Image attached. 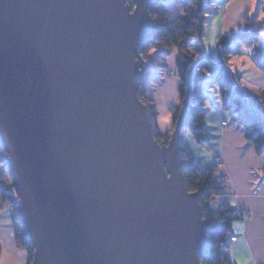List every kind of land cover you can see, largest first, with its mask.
I'll return each instance as SVG.
<instances>
[{"label":"water","instance_id":"1","mask_svg":"<svg viewBox=\"0 0 264 264\" xmlns=\"http://www.w3.org/2000/svg\"><path fill=\"white\" fill-rule=\"evenodd\" d=\"M150 3L0 0V142L31 264H203L209 251L181 152L191 95L164 145L139 96Z\"/></svg>","mask_w":264,"mask_h":264},{"label":"crops","instance_id":"2","mask_svg":"<svg viewBox=\"0 0 264 264\" xmlns=\"http://www.w3.org/2000/svg\"><path fill=\"white\" fill-rule=\"evenodd\" d=\"M204 1L211 3L212 12L205 24L199 57L204 55L219 58L218 44L222 37L242 31L248 20L264 19V0ZM259 46L260 54L256 56L251 46L240 41L234 42L228 64L231 71L239 77L242 89L249 96L263 99L264 36ZM176 57L177 51H174L168 58V67L161 75L160 84H155L152 78L158 69L155 58L150 55L148 70L142 80L145 95L155 108V127L166 134L173 129L174 112L171 105L178 108L181 104L179 76H166L167 71L176 70ZM219 62L223 61L219 59ZM206 64V60L198 63L192 90L196 101L203 102L207 109L206 140L210 147L206 149L200 146L191 134L185 136L186 144L199 167L218 165L215 178L218 182L225 178V200L242 215L241 219L233 223L231 231V237L237 238L230 251L233 263L264 264V155L258 154L255 146L246 139L242 126L231 123L233 113L223 107L222 98L216 97L215 103L208 104L205 98L209 91L202 84V77L205 75L200 73ZM225 122L228 125H224ZM1 184L0 181V186ZM210 205L214 209H220L222 198L213 199ZM244 214L249 216L243 217ZM14 218L12 204L2 201L0 197V264H29L27 250L16 244Z\"/></svg>","mask_w":264,"mask_h":264},{"label":"trees","instance_id":"3","mask_svg":"<svg viewBox=\"0 0 264 264\" xmlns=\"http://www.w3.org/2000/svg\"><path fill=\"white\" fill-rule=\"evenodd\" d=\"M132 6L133 0H127ZM150 12L154 23V35L145 37L141 50L153 53L158 72L152 78L155 84H160L161 75L168 67V58L177 51L176 66L180 84L178 87L180 107L174 111L173 125L175 126L184 101L188 93L191 95L189 109L190 117L182 131V159L184 175L189 190L198 191L203 208L204 218L208 222L209 251L201 256L203 264H234L231 256L230 237L233 223L242 218L237 208L225 200L224 185L216 180L218 165L201 168L195 162L187 147L185 136L191 134L203 148L210 147L206 140L207 109L203 102H198L193 95V84L189 89V71L202 51L205 24L212 5L204 0H151ZM264 36V19L259 21L248 20L242 31L219 40V58H210L205 70L213 72L214 80L222 95V105L232 111L231 123L240 125L245 131L246 139L251 142L258 154L264 155V98L249 96L240 86V79L229 68V59L232 45L240 41L251 46L256 56L260 54V42ZM197 44V47H194ZM219 59L223 62H219ZM197 70V69H196ZM139 84V96L147 104L152 124L156 122L154 105L145 95V90ZM155 137L160 143H168L169 133L155 131ZM8 154L0 142V163L6 167ZM7 191L4 184L0 186V197L4 202H10L15 210L14 229L16 244L27 250L29 264L34 256V245L26 230L25 224L18 216L16 207L17 191L15 184ZM215 198H222L220 209L211 207L210 202ZM1 256V247H0Z\"/></svg>","mask_w":264,"mask_h":264},{"label":"rangeland","instance_id":"4","mask_svg":"<svg viewBox=\"0 0 264 264\" xmlns=\"http://www.w3.org/2000/svg\"><path fill=\"white\" fill-rule=\"evenodd\" d=\"M152 55L154 58L155 56L153 55V53H150L149 55L146 53V61L148 62L149 60V56ZM137 60L139 61V59L137 58ZM177 74L178 75V70H177V66H176V70L175 71H167L166 76H168L167 74ZM170 76V75H169ZM145 77V75H144ZM202 84L203 86H206L207 90L209 91L208 96L205 98L206 100H208V104H213L216 102L217 98L219 97V99L222 98L221 92L219 90V87L217 86L215 80H214V74L212 72H206L205 76L202 77ZM142 89V87H141ZM199 98V97H197ZM201 98H199L200 100ZM205 106V105H204ZM171 110L174 112L176 110V107L174 105H171ZM156 123V122H155ZM155 123H153V129L154 132L158 131L160 132L158 129H156L155 127ZM174 125H173V129L172 131L169 133L170 135H172V132L174 130ZM161 133V132H160ZM165 134V133H163ZM171 138V136H170ZM170 140V139H169ZM160 143V142H159ZM161 145H164L166 143H160ZM0 181L2 184H4L7 188V191L9 192H14V189H10L12 187V185L14 184V178L10 173L9 168L4 167L1 163H0ZM220 182V181H219ZM223 184V182H220ZM9 188V189H8ZM11 190V191H10Z\"/></svg>","mask_w":264,"mask_h":264},{"label":"built area","instance_id":"5","mask_svg":"<svg viewBox=\"0 0 264 264\" xmlns=\"http://www.w3.org/2000/svg\"><path fill=\"white\" fill-rule=\"evenodd\" d=\"M138 59H139L140 62L146 60V53L144 51H142L141 49H140V53H139ZM167 75H170V73H168ZM224 125H228V123L225 122ZM224 180H225V178H222V180L220 182H223ZM247 216H249V215L248 214H244L243 215V217H247ZM236 241H237L236 237H234V236L230 237V240H229L230 245L235 244Z\"/></svg>","mask_w":264,"mask_h":264}]
</instances>
